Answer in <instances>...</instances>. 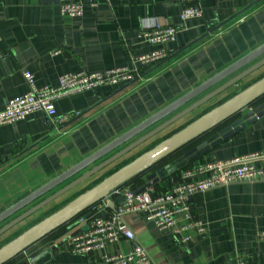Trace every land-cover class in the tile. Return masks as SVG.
<instances>
[{"label": "crops", "instance_id": "crops-1", "mask_svg": "<svg viewBox=\"0 0 264 264\" xmlns=\"http://www.w3.org/2000/svg\"><path fill=\"white\" fill-rule=\"evenodd\" d=\"M198 3L202 16L184 21L179 18L182 6L176 0H93L84 4L81 16L74 18L60 16L57 0H0V110L9 99L26 91L25 70L42 86L56 84L58 76L66 72L131 65L132 58L154 47L138 37L144 26L157 23L177 28L174 40L164 44L168 58L143 69V79L57 99V115L78 112L68 122L56 127L46 121L43 112L35 111L22 120L0 125V212L264 43V0ZM263 74L264 67L248 75L235 89L222 92L77 184L5 232L0 244L88 188L119 163L133 158ZM262 151L264 114L187 167ZM260 162L264 164L263 160ZM73 178L21 208L0 226ZM169 185L170 177L152 186L149 193L155 195ZM115 198L110 196L114 205L103 200L109 203L108 210L118 203ZM190 208L205 231L194 233L187 244H179L171 232L157 229L141 213L125 216L135 241L147 250L153 264H228L237 259L245 264H264V240L260 239L264 231V180L210 188L192 196ZM42 243L33 262L26 259L15 264H105L99 260L102 251L128 252L133 245L121 239L106 243L95 253L79 254L71 251L67 235L52 236ZM23 255L28 257L26 252Z\"/></svg>", "mask_w": 264, "mask_h": 264}, {"label": "water", "instance_id": "water-1", "mask_svg": "<svg viewBox=\"0 0 264 264\" xmlns=\"http://www.w3.org/2000/svg\"><path fill=\"white\" fill-rule=\"evenodd\" d=\"M245 65H247L245 68L221 83L222 80ZM262 67H264V43L0 212L1 224L21 208L74 177L61 188L2 224L0 236L222 92L230 88L235 89L243 83L248 75ZM263 114L264 74L222 102L196 116L183 127L156 141L95 184L5 240L0 244V264H5L20 253H24L26 248L44 239L60 226L69 222L72 224L80 215L85 216V211L93 204L106 199L111 205H114V201L110 199L112 191L121 185L132 182L135 178L139 177L140 181L131 188L141 191L146 187L154 186L163 179L175 177V174L187 164L202 157L211 148L227 140ZM174 155L178 156L163 163ZM99 159L102 160L98 161ZM94 162L97 163L90 166ZM87 167L90 168L82 172ZM115 200L120 201V196H116ZM108 202L106 203L109 204ZM85 228H87V224L82 226V229ZM54 246L55 244L51 247ZM42 252L44 250L39 255ZM30 261H34V256Z\"/></svg>", "mask_w": 264, "mask_h": 264}, {"label": "built area", "instance_id": "built-area-1", "mask_svg": "<svg viewBox=\"0 0 264 264\" xmlns=\"http://www.w3.org/2000/svg\"><path fill=\"white\" fill-rule=\"evenodd\" d=\"M92 1L57 0L59 14L64 18L79 17L83 13L84 4ZM176 1L182 6L179 13L181 20L202 16L198 0ZM176 33L177 28L173 25L161 26L155 23L144 26L138 37L154 47L149 52L132 58L131 65L93 72L82 70L62 73L54 85L38 86L33 74L28 70L23 71L27 89L23 94L9 99L0 110V125L22 120L35 111L43 112L46 121L56 127L68 122L78 112L57 115L54 104L57 99L102 86H118L143 79V69L168 58L164 44L174 40ZM262 160L264 161V151L225 161L201 162L181 169L178 176L170 178L168 188L155 195L149 193L151 187L135 191L130 185H121L111 194L120 196V201L114 208L108 210L107 203L102 200L90 206L85 216L80 215L73 221L66 233L71 251L92 254L102 250L106 243L125 239L133 242L128 252L109 254L102 251L99 260L105 264H153L147 250L135 241L134 233L125 220L127 214L141 213L157 229L171 232L179 244H187L194 233L205 231L202 221L196 219L191 212L192 196L235 182L264 180ZM85 224L87 228L82 229ZM71 232L75 233L71 235ZM260 239L264 240V231L260 233ZM31 258L32 256H28L26 259L30 261ZM228 264L245 263L237 259Z\"/></svg>", "mask_w": 264, "mask_h": 264}, {"label": "trees", "instance_id": "trees-1", "mask_svg": "<svg viewBox=\"0 0 264 264\" xmlns=\"http://www.w3.org/2000/svg\"><path fill=\"white\" fill-rule=\"evenodd\" d=\"M145 75V74H144ZM178 155H174L172 157H170L169 159L165 160L163 163L165 162H168L174 158H176ZM131 159V158H130ZM128 159V160H130ZM128 160L126 161H123L121 163H119L114 169H112L111 171L107 172V173H104L102 176L96 178L92 183V184H95L96 182H98L99 180H101L104 176L108 175L109 173H111L112 171H114L115 169H117L119 166L123 165L125 162H127ZM188 165V164H187ZM187 165L183 168H187ZM182 168V169H183ZM179 172V171H178ZM178 172L175 174V176H178ZM140 181V178H135L132 182L130 183H126L124 185H130L131 187L134 185V184H137L139 183ZM133 183V184H132ZM90 185V186H91ZM56 209V208H55ZM89 208L85 211V214L88 212ZM50 213V212H48ZM84 214V213H83ZM70 225L71 223H66L62 226H60L59 228H57L56 230H54L53 232H51L50 234H48L44 239L40 240L39 242L31 245L30 247L26 248L25 249V252L28 254V256H33L35 255V252L38 250V249H42V246H41V243L44 242L47 238L49 237H52V236H56V235H59V234H62L63 235H66V233L70 230ZM43 244V243H42ZM41 246V247H40ZM40 247V248H39ZM39 251V250H38ZM26 260V257L23 255V252L20 253L19 255H17L16 257H14L13 259L9 260L7 263L5 264H15V263H21V262H24Z\"/></svg>", "mask_w": 264, "mask_h": 264}, {"label": "flooded vegetation", "instance_id": "flooded-vegetation-1", "mask_svg": "<svg viewBox=\"0 0 264 264\" xmlns=\"http://www.w3.org/2000/svg\"><path fill=\"white\" fill-rule=\"evenodd\" d=\"M20 232V231H19Z\"/></svg>", "mask_w": 264, "mask_h": 264}]
</instances>
